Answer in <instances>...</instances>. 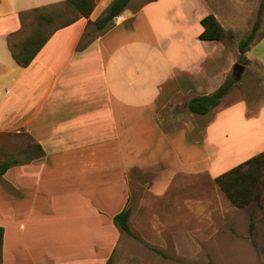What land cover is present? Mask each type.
<instances>
[{
    "label": "crops",
    "instance_id": "obj_1",
    "mask_svg": "<svg viewBox=\"0 0 264 264\" xmlns=\"http://www.w3.org/2000/svg\"><path fill=\"white\" fill-rule=\"evenodd\" d=\"M65 1L0 0V137L11 138L0 146V164L18 161L0 179L2 264L113 261L126 237L116 216L130 210L136 234L135 222L145 223L151 206L165 211L179 199L173 146L181 136L196 150L219 137L214 149L221 158L200 181L213 185L228 164L235 168L264 152V53H253L264 37L244 55L261 66L252 108L245 99L223 106L228 95L193 138L199 132L193 121L210 114H192L190 101L213 94L234 74L245 38L238 36L239 14L223 20L207 0H133L108 31L80 17L55 33L28 68L19 66L8 36L22 30L20 15ZM95 1L92 21L115 0ZM209 15L225 29L223 42L200 39ZM22 134L42 147L43 157L32 147L18 152Z\"/></svg>",
    "mask_w": 264,
    "mask_h": 264
},
{
    "label": "rangeland",
    "instance_id": "obj_2",
    "mask_svg": "<svg viewBox=\"0 0 264 264\" xmlns=\"http://www.w3.org/2000/svg\"><path fill=\"white\" fill-rule=\"evenodd\" d=\"M149 1L137 0V3L141 2L143 5ZM207 1L223 20L226 19V14H239L238 36L245 34V37L251 34L260 8L264 5V0ZM99 13L98 19L101 17ZM74 16L72 12L67 15L68 18ZM24 25L27 34L35 28L32 18L24 20ZM263 33L264 16L255 42ZM257 51L264 53V43L253 50V53L256 54ZM240 58L238 52L237 64L244 66L245 71L240 81L234 79L233 72L228 76L235 85L232 96L230 95L228 99L230 103L226 101L223 106L245 99L250 102L249 108H252L262 89L261 66L253 61L241 62ZM232 59L233 53L229 52L224 58L223 65L226 63L229 67ZM218 110L219 108L214 110L208 117L193 121L194 127L199 129V132L193 135L195 141L202 135L208 119ZM19 137L21 138L18 152L31 150L32 146L28 145L29 141L25 134ZM8 139L11 138L0 137V146ZM213 141L216 144L214 146L221 143L218 136ZM214 146L210 144L206 148L198 146L196 150L191 141L186 142L182 136L180 137L177 145L173 146V154H179V161L175 163L173 170L180 172L179 199L173 201L169 210L167 208H164L165 211L160 210L158 204L151 206L145 223L143 220L139 224L137 219L134 231L142 242L125 235L120 250L113 258V264H264V209L257 206L237 209L215 184L200 182L205 178L203 173L206 169L217 164L221 158L215 154ZM163 147L170 148L169 143L166 142ZM159 157H161L159 154L153 156L156 158L153 161L159 160ZM23 159L27 160V156ZM232 167L234 168L228 164L227 169L220 172L224 174ZM187 182L190 185H184ZM188 200L192 203H188ZM252 220L255 223L253 235L250 233Z\"/></svg>",
    "mask_w": 264,
    "mask_h": 264
},
{
    "label": "trees",
    "instance_id": "obj_3",
    "mask_svg": "<svg viewBox=\"0 0 264 264\" xmlns=\"http://www.w3.org/2000/svg\"><path fill=\"white\" fill-rule=\"evenodd\" d=\"M133 0H115L108 13L103 18L92 21L91 16L96 8L95 0H66L61 5H51L23 12L21 16L22 30L8 36V45L16 63L22 68H28L37 55L47 45L50 39L58 31L65 29L76 23L80 17L89 20V27H94L97 31L106 32L112 26L116 18L127 9ZM158 0H150L155 2ZM69 12L75 14L73 18H68ZM264 16V5L261 6L257 22L251 34L245 37L239 44L241 62L249 63L244 55L250 51L251 46L257 39V34L261 28ZM33 19L34 30L27 34L24 30V20ZM204 28L200 35L202 41L223 42L226 39V32L215 15H209L202 20ZM264 33L258 38L260 41ZM256 43V42H255ZM234 82L230 79L213 94L198 96L192 99L188 105L189 111L197 116H207L220 107L222 101L234 90ZM34 154L41 158L44 152L41 146L35 145ZM18 161L7 160L0 164V179ZM215 183L226 199L237 209L257 206L264 209V152L251 158L247 162L231 169L215 179ZM131 211L127 210L116 216L115 225L125 235L142 242L131 229L129 220ZM255 223L252 220L250 233L253 235ZM5 232L0 228V264L3 263V242ZM156 251L155 249H153ZM158 252V251H157ZM160 253V252H158ZM108 264H113L110 260Z\"/></svg>",
    "mask_w": 264,
    "mask_h": 264
},
{
    "label": "water",
    "instance_id": "obj_4",
    "mask_svg": "<svg viewBox=\"0 0 264 264\" xmlns=\"http://www.w3.org/2000/svg\"><path fill=\"white\" fill-rule=\"evenodd\" d=\"M245 70V67L240 65V64H237L234 68V79L236 81H240L241 80V77H242V74Z\"/></svg>",
    "mask_w": 264,
    "mask_h": 264
}]
</instances>
